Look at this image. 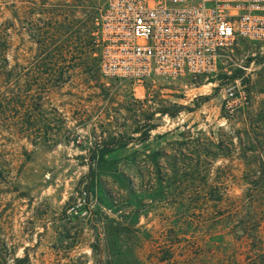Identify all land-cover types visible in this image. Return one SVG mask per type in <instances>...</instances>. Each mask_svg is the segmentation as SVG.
<instances>
[{
    "label": "rangeland",
    "instance_id": "obj_1",
    "mask_svg": "<svg viewBox=\"0 0 264 264\" xmlns=\"http://www.w3.org/2000/svg\"><path fill=\"white\" fill-rule=\"evenodd\" d=\"M109 1L0 0V23L12 18L9 3L26 5L30 21L29 33L13 21L11 64L26 61L33 75L48 61L49 39L36 25L57 10L68 27L59 46L71 67L42 99L63 122L56 142L34 145L0 129V156L11 171L0 180V264H166L157 259L167 253L171 264H218L235 241L225 224L264 216V207L178 205L177 184L166 182L173 163L200 157L211 162L214 180L227 181L230 197L244 194L248 163L254 169L257 160L246 159L241 144L264 147V42L240 41L213 77L109 80L93 52V16L99 20ZM79 41L88 44L90 73L76 68ZM198 144L214 154L194 152ZM206 176L201 168L199 176L175 178L201 190Z\"/></svg>",
    "mask_w": 264,
    "mask_h": 264
},
{
    "label": "built area",
    "instance_id": "obj_2",
    "mask_svg": "<svg viewBox=\"0 0 264 264\" xmlns=\"http://www.w3.org/2000/svg\"><path fill=\"white\" fill-rule=\"evenodd\" d=\"M97 26L109 80L207 78L240 41L264 42V0H110ZM225 92L235 100L233 87Z\"/></svg>",
    "mask_w": 264,
    "mask_h": 264
},
{
    "label": "trees",
    "instance_id": "obj_3",
    "mask_svg": "<svg viewBox=\"0 0 264 264\" xmlns=\"http://www.w3.org/2000/svg\"><path fill=\"white\" fill-rule=\"evenodd\" d=\"M25 1V0H22ZM7 10L12 12V18L0 23V129L10 135H19L22 138L30 139L34 145L47 144V142H56V138L60 137V131L63 122L60 121L53 111L44 108L42 99L46 91L56 88L64 75L71 69L66 65L63 59L62 46L60 45L61 33H65L68 27L65 25L64 13H58L54 10L50 13L48 20L44 23L39 21L36 25L40 34H44L49 39L51 47L48 53V61L37 64L35 72L30 71L26 61L19 62L15 60L11 64L9 58L10 50L13 47L11 28L14 20L21 24L25 33L30 31V21L27 16V6H17L14 3L6 4ZM98 20L93 16V31L98 30ZM83 25V23H81ZM83 28V26L81 27ZM46 29V31H45ZM78 65L80 71L90 73L91 69L85 67V48L87 47L83 41H79ZM98 43L95 44L93 52L99 53ZM64 63V64H62ZM54 116V117H53ZM53 117V118H51ZM147 134L151 131L152 125L148 124ZM246 159L254 158L255 167L252 169L248 163V172L245 173L243 181L248 186L244 194L240 197H230L227 194V181L218 182L212 178L211 162L207 159L201 160L200 157L192 159L190 162L183 164L173 163L170 174L166 175V182L177 184L174 188L176 197H180L178 205L183 200H200L203 207H264V147H257L251 144H241ZM219 152L224 151L222 146L216 147ZM203 150L207 154H214L209 148H202L200 144L196 146L194 152ZM201 168L206 172V180L203 188L200 190L198 186H188L184 180H178L176 175L199 176ZM10 166L7 160L0 156V180L6 181L10 175ZM158 180H163L161 171L157 170ZM198 181V179H196ZM159 183V182H158ZM156 183V184H158ZM188 187L181 188L184 185ZM183 185V186H181ZM164 186V185H160ZM152 191L156 190V185L151 186ZM248 221V224L228 226L224 228L227 234L234 236L235 241L231 248L232 253L222 257L218 264H264V216L255 221ZM121 232H129L128 229ZM167 252L172 253L175 250V244L169 243L166 246ZM246 263L242 260L245 254ZM4 260V258H3ZM174 261L173 256L166 254V257L157 259L158 263L171 264ZM191 262V261H190Z\"/></svg>",
    "mask_w": 264,
    "mask_h": 264
}]
</instances>
